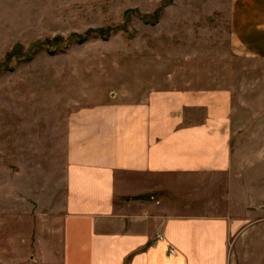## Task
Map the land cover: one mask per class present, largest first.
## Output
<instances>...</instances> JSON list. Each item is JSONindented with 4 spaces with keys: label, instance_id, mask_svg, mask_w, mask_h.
Segmentation results:
<instances>
[{
    "label": "rangeland",
    "instance_id": "1",
    "mask_svg": "<svg viewBox=\"0 0 264 264\" xmlns=\"http://www.w3.org/2000/svg\"><path fill=\"white\" fill-rule=\"evenodd\" d=\"M230 1L0 0V264L60 261L39 209L47 181H62L67 116L83 106L227 87L234 171L264 189V57L235 52ZM262 239L249 236L248 264H264Z\"/></svg>",
    "mask_w": 264,
    "mask_h": 264
},
{
    "label": "crops",
    "instance_id": "2",
    "mask_svg": "<svg viewBox=\"0 0 264 264\" xmlns=\"http://www.w3.org/2000/svg\"><path fill=\"white\" fill-rule=\"evenodd\" d=\"M229 4L235 52L264 57V0ZM231 112L227 87H186L69 113L62 181L39 209L57 263L248 264L264 189L234 171Z\"/></svg>",
    "mask_w": 264,
    "mask_h": 264
}]
</instances>
